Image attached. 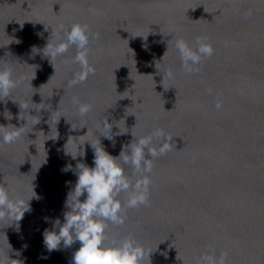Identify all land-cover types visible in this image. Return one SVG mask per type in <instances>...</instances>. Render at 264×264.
Here are the masks:
<instances>
[{
	"label": "water",
	"instance_id": "water-1",
	"mask_svg": "<svg viewBox=\"0 0 264 264\" xmlns=\"http://www.w3.org/2000/svg\"><path fill=\"white\" fill-rule=\"evenodd\" d=\"M74 23L88 27L95 71L70 84L82 70L76 46L51 60L32 46L59 42L60 26ZM197 37L213 52L189 72L176 40L195 48ZM5 67L18 83L0 95V124L23 131L0 137V190L12 201L11 215L0 207V264H70L79 242L49 252L43 231L63 222L66 181L76 180L61 168L92 165L87 141L106 117L115 143L100 141L112 155L155 129L170 147L151 171L124 165L133 184L149 178L147 202L125 205L105 244L133 238L141 264H200L206 254L218 264L222 253L224 264H264V0H0ZM73 97L91 110L81 115Z\"/></svg>",
	"mask_w": 264,
	"mask_h": 264
},
{
	"label": "clouds",
	"instance_id": "clouds-1",
	"mask_svg": "<svg viewBox=\"0 0 264 264\" xmlns=\"http://www.w3.org/2000/svg\"><path fill=\"white\" fill-rule=\"evenodd\" d=\"M60 28L63 31V39L55 44H52L48 39L42 49L32 46V51L42 52L51 60L53 57L62 55L69 46L75 45L77 53L73 57V62L82 66V70L74 74L70 81V84L76 83L86 79L90 72L95 71L91 65L87 64L86 60L90 39L88 27L74 23L67 29L63 25ZM144 47L147 45L145 44ZM176 48L180 52L182 66L189 72L198 70L196 66L201 57L210 56L213 52L212 46L205 43L200 37L196 38L195 48L190 47L183 39L176 40ZM167 75L169 77L173 75L171 69L167 70ZM17 83L18 81L12 78L11 68H0V95L6 96ZM73 103L77 105V111L81 115L89 112L92 108L91 104L82 103L76 97H73ZM219 106L217 103V107ZM85 125L87 124H83L80 128ZM112 127L113 123H110L106 117L97 126L98 140L87 141L94 153L91 166L77 160L75 167L72 164H66L61 168V171L72 170L76 180L74 183L66 181V184H70L71 187L64 201L66 210L63 213V222L57 217L54 219L51 229L45 228L43 243L51 252L79 242V247L72 254L70 264H141L143 258L142 247L131 237L124 238L118 243L113 240L111 244H105L106 228L109 221L117 225L125 223L126 217L122 214L125 205L131 208L147 202L149 178L147 176L139 177L133 184L126 174L124 165L130 164L133 171L141 169L144 172L151 171V157L165 153L170 147V142L163 129H155L147 136L134 138L122 146L118 155H112L105 150L100 141L102 135L115 143ZM4 128L6 126L0 124V137H2L3 143L13 142L23 131L22 125L14 126L8 131H4ZM119 133L123 132L119 130ZM154 136L163 139L158 148L151 145ZM70 154L73 158L79 155ZM130 189L131 191H129ZM121 192L128 193L127 200L124 202L118 198ZM82 196L83 199H81ZM0 207L8 209L9 214H12V201L6 189L0 190ZM28 209L29 207L24 212ZM3 214L0 211V215ZM23 214L15 221H19ZM45 219L49 218L45 217ZM224 255V253L221 254L218 264H224ZM41 258L47 257L42 256ZM200 264H217V261L206 254Z\"/></svg>",
	"mask_w": 264,
	"mask_h": 264
}]
</instances>
